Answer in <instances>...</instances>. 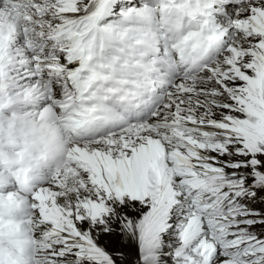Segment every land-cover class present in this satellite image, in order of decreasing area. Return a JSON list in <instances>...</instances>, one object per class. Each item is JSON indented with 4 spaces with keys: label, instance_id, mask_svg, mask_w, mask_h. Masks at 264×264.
I'll return each mask as SVG.
<instances>
[{
    "label": "snow or ice",
    "instance_id": "1",
    "mask_svg": "<svg viewBox=\"0 0 264 264\" xmlns=\"http://www.w3.org/2000/svg\"><path fill=\"white\" fill-rule=\"evenodd\" d=\"M0 264H264V0H0Z\"/></svg>",
    "mask_w": 264,
    "mask_h": 264
}]
</instances>
